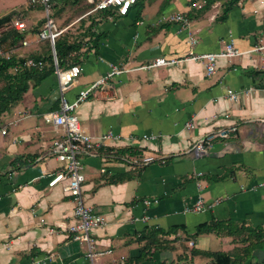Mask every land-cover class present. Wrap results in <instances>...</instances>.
Masks as SVG:
<instances>
[{
	"label": "crops",
	"instance_id": "0c3cea01",
	"mask_svg": "<svg viewBox=\"0 0 264 264\" xmlns=\"http://www.w3.org/2000/svg\"><path fill=\"white\" fill-rule=\"evenodd\" d=\"M162 1L146 0L141 19L135 3L121 16L89 10L82 19L104 36L98 52L92 41L82 49L81 76L66 92L73 102L111 63L129 69L75 110L92 134L111 129L123 137L82 156L85 201L106 219L93 236L99 249L112 252L86 257L68 232L74 199L64 182L49 185L64 166L47 153L64 131L43 119L60 107L53 72L0 116L9 123L0 134V264H215L210 252L228 253L236 264L264 262V187H257L264 179V68L260 54L247 53L264 41V0H239L226 19L225 0L208 8L195 5L201 0H172L161 10ZM177 13L189 18V27L170 20ZM75 24L57 23L66 30ZM229 41L244 54L220 58L213 75L193 59L147 67L157 57L218 52ZM229 89L239 101L229 98ZM228 125L237 126L235 135L198 157L195 142ZM134 154L166 160L133 169L126 156ZM121 173L130 177L110 182ZM146 199L157 202L146 205ZM198 199L209 206L186 211ZM201 224L212 229L197 234Z\"/></svg>",
	"mask_w": 264,
	"mask_h": 264
},
{
	"label": "built area",
	"instance_id": "2783aa9c",
	"mask_svg": "<svg viewBox=\"0 0 264 264\" xmlns=\"http://www.w3.org/2000/svg\"><path fill=\"white\" fill-rule=\"evenodd\" d=\"M55 0H32L33 4H41L46 14V22L40 32L31 37L25 36L18 44L14 45H1L0 44V58L11 59L14 55L23 57L20 50L23 47L30 45L31 43H41L48 40L51 44L52 54L55 63V73L58 76L59 89L61 92L60 107L57 110L45 112L43 119L46 123L53 125L56 128L63 129V135L60 138L54 139L48 149V154L54 155L56 159L64 166L62 169L54 173L49 181L50 186H55L60 182H64V191L67 195L71 196L75 201L74 209V222L68 227V232L71 238L81 245L85 246L86 257L95 259L96 257L111 253L112 250H101L97 246V240L93 236V231L97 228L104 227L106 225V219L104 215L93 206L88 205L83 195V184L85 181V175L83 172V155H94L97 150L101 149L107 141H121L123 139L121 134L114 133L113 130L94 135L87 127L80 121L75 113V110L80 103L90 96L96 95L97 92L105 90L107 88L114 87L112 79L114 76L121 74L125 71H129L122 65L114 63L110 64L108 72L91 83L88 87L82 89L76 99L73 102H69L66 98V92L73 87L82 73V67L80 65H73L69 68L62 69L58 65L57 52L55 48L56 38L63 33L66 29L59 28L55 19L51 16L52 5ZM137 0H89L90 3H95V10L107 9L110 7H117L120 15H127ZM199 7L205 5V0H201L199 3H195ZM171 21L178 22L182 27H189L190 20L183 13H177L170 17ZM262 27L264 30V18L262 20ZM1 28L0 32L5 30ZM8 28H14L19 31H26L28 26L26 22L19 16L16 17ZM196 38H191V43H195ZM258 53L263 60L264 68V41L257 42L247 53ZM244 54L233 41L227 42L224 47L218 52H202L196 53L191 51L187 57L183 58H166L157 57L147 67H158L178 64L186 59H193L203 62L207 75H213L217 71L218 60L220 58L231 59ZM24 65L28 67H43L42 60H37L33 57L27 58ZM228 96L232 101H239L240 95L237 91L232 89L228 90ZM9 123L0 120V134L6 135L8 133ZM187 127H193V123L186 124ZM237 131L236 125L222 126L214 129L200 139H198L193 150L198 157H203L209 153L213 148L216 141L228 140L235 135ZM164 157H155L153 155H127L126 161L131 165L133 169L147 166L156 161L165 162ZM105 172L106 169L103 168ZM264 187V179L257 184V187ZM157 202L156 199H146L144 203L151 205ZM203 199H198L197 202L186 208V211H200L207 207ZM148 219L145 216L143 220ZM27 264H34L27 263Z\"/></svg>",
	"mask_w": 264,
	"mask_h": 264
},
{
	"label": "trees",
	"instance_id": "16d2710c",
	"mask_svg": "<svg viewBox=\"0 0 264 264\" xmlns=\"http://www.w3.org/2000/svg\"><path fill=\"white\" fill-rule=\"evenodd\" d=\"M65 2L67 0H55L52 9L51 16L54 18L55 10L57 9L58 2ZM80 0H73L74 3H78ZM172 0H163L161 3L160 9H164L171 3ZM214 1L216 0H205V8H208ZM239 0H225L223 3V13L221 15V19H226L229 11L237 5ZM146 0H137L135 4L139 6V14L137 15V19H141V12L144 8ZM42 8L43 6L39 4ZM104 12L106 16H121L118 12L117 7H110L107 9L99 10ZM18 17L15 13L10 12L6 15L0 17V29L7 27L5 30L0 32V44L9 46L18 44L25 36H35L37 35L43 26L39 29H31L28 26L26 31H19L14 28H8V26L13 22V20ZM46 22V18H45ZM92 25L89 26L87 34L89 41L94 43L96 46V51L98 52V47L100 40L103 38L104 34H96ZM68 30L61 33L55 42V48L57 52L58 65L62 69L69 68L73 65H80L82 49L87 43L80 42L77 39H71L68 33ZM39 46L43 45L37 49V53L31 57L42 60L44 65L43 67H28L24 65V61L29 58L28 56L19 57L18 55H14L11 59H2L0 58V79L3 80L4 84L0 87V116L5 112L9 111L13 108L21 99L24 94L30 89L31 86H36L39 84L44 78L55 71V63L52 54L51 44L48 40L42 41ZM46 44L49 45L50 49L47 52ZM92 47V46H91ZM89 47V49L91 48ZM0 120L1 117H0ZM3 121V120H2ZM130 177L129 173H121L111 176L110 182H118L122 181L125 178ZM212 227L207 224H201L197 228V234L205 231L211 230ZM212 256L215 264H236V259L233 258L232 255L224 252H210L207 253ZM264 264V262L262 263Z\"/></svg>",
	"mask_w": 264,
	"mask_h": 264
},
{
	"label": "rangeland",
	"instance_id": "374dc122",
	"mask_svg": "<svg viewBox=\"0 0 264 264\" xmlns=\"http://www.w3.org/2000/svg\"><path fill=\"white\" fill-rule=\"evenodd\" d=\"M94 7L95 3H90L89 0H80L78 3H74L73 0H67L57 7L54 17L62 27L77 19V24L69 28L67 33L73 37L71 39H77L84 44L88 41L86 38L89 36L87 32L90 25L87 26L85 18H82L89 10L94 9ZM42 8L38 4H33L32 0H0V17L13 12L16 16H20L31 29H39L45 24L46 18V14ZM37 47L38 44L33 42L23 47L20 53L23 56L31 57L37 53ZM49 49V45L46 44L47 52ZM3 84V80L0 79V87Z\"/></svg>",
	"mask_w": 264,
	"mask_h": 264
}]
</instances>
